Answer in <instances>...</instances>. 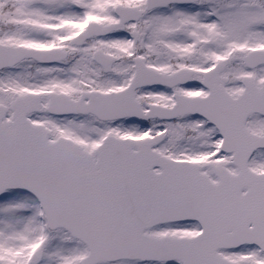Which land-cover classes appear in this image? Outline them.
<instances>
[{
	"label": "snow or ice",
	"instance_id": "snow-or-ice-1",
	"mask_svg": "<svg viewBox=\"0 0 264 264\" xmlns=\"http://www.w3.org/2000/svg\"><path fill=\"white\" fill-rule=\"evenodd\" d=\"M0 264H264V0H0Z\"/></svg>",
	"mask_w": 264,
	"mask_h": 264
}]
</instances>
